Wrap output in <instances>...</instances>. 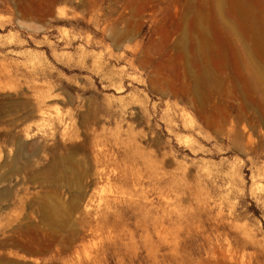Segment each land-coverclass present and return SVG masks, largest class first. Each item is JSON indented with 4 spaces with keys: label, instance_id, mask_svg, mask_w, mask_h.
<instances>
[{
    "label": "rangeland",
    "instance_id": "1",
    "mask_svg": "<svg viewBox=\"0 0 264 264\" xmlns=\"http://www.w3.org/2000/svg\"><path fill=\"white\" fill-rule=\"evenodd\" d=\"M0 264H264V0H0Z\"/></svg>",
    "mask_w": 264,
    "mask_h": 264
},
{
    "label": "bare ground",
    "instance_id": "2",
    "mask_svg": "<svg viewBox=\"0 0 264 264\" xmlns=\"http://www.w3.org/2000/svg\"><path fill=\"white\" fill-rule=\"evenodd\" d=\"M227 2H228V1H227ZM229 3H230V2H229ZM229 3H228V4H229ZM232 3H233V2H232ZM234 4H235V3H234ZM240 8H241V7H240ZM231 9H232V8H231ZM235 11H236V10H235ZM235 11H234V12H235ZM236 16H237V15H236ZM250 30H251V29H250ZM234 32H235V31H234ZM246 32H247V31H246ZM248 32H249V31H248ZM250 32H251V31H250ZM235 33H236V32H235ZM254 33H255V32H254ZM247 34H248V33H247ZM252 34H253V33H252ZM255 35H257V34H255ZM255 35H254V36H255ZM226 36H227V35H226ZM247 36H248V35H247ZM254 36H253V37H254ZM228 38H229V40H231V38L229 37V35H228ZM255 38H257V37H255ZM247 39H248V38H247ZM247 39H246V40H247ZM234 41H235V40H234ZM202 42H203L202 44H205V43H204V42H205L204 39H203ZM232 43H233V42H232ZM235 43H236V42H235ZM207 47H208V46H207ZM208 48H209V47H208ZM197 49H198V48H197ZM250 49H251V48H250ZM250 49H249L250 56L253 57L252 53H253L254 49L252 48V49H253L252 53H251ZM215 50H217V48H216ZM236 50H237V49H235V50H234L235 52H234V51H233V48H232V52L235 53V54L238 52V51L236 52ZM203 51H205V50L203 49ZM208 52H209V51H208ZM218 52H219V51H218ZM222 52H223V51H222ZM254 52H255V51H254ZM223 53H224V52H223ZM203 54H204V53H203ZM218 54H219V53H218ZM253 54H255V53H253ZM219 55H221V54H219ZM221 57H222V56H221ZM221 57H220V58H221ZM235 57H236V56H235ZM221 59H222V58H221ZM238 59H239V58H238ZM223 61H224V59H223ZM226 62H227V61H226ZM223 65H225V63H224ZM221 66H222V64H221ZM210 69H211V68H210ZM224 69H225V68H224ZM205 70H206V68H205ZM207 70H208V69H207ZM203 72H204V71L202 70V73H203ZM206 72H207V71H206ZM199 73H200L199 75H201V72H200V71H199ZM202 75H203V74H202ZM202 75H201V77L204 76V75H203V76H202ZM205 75H206V74H205ZM206 76H207V75H206ZM208 76H209V75H208ZM211 84H212V83H211Z\"/></svg>",
    "mask_w": 264,
    "mask_h": 264
}]
</instances>
